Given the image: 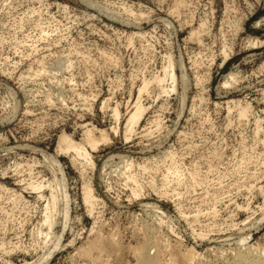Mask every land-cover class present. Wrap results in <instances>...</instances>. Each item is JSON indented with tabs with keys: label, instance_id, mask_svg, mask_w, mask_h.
Returning a JSON list of instances; mask_svg holds the SVG:
<instances>
[{
	"label": "rangeland",
	"instance_id": "rangeland-1",
	"mask_svg": "<svg viewBox=\"0 0 264 264\" xmlns=\"http://www.w3.org/2000/svg\"><path fill=\"white\" fill-rule=\"evenodd\" d=\"M142 243L264 254V0H0V264H137Z\"/></svg>",
	"mask_w": 264,
	"mask_h": 264
},
{
	"label": "bare ground",
	"instance_id": "bare-ground-1",
	"mask_svg": "<svg viewBox=\"0 0 264 264\" xmlns=\"http://www.w3.org/2000/svg\"><path fill=\"white\" fill-rule=\"evenodd\" d=\"M170 62L171 61L169 60V62H168V65L169 66L166 67L168 69H166V71H164L163 74L165 75V73H167V74L169 73L170 78L174 81V78H173L174 75H173V73L170 72L172 70L169 69V68H172L171 67L172 64ZM164 70H165V67H164ZM164 75H163V77H161V78L158 79V82H162L164 80V78H166ZM174 84H175V82H174ZM144 87H146V86L144 85L143 88ZM135 102H133V103H135ZM132 108L134 109V111H131V114L129 112L130 115L128 116L127 120L125 121L126 124H124L126 126V131H128V132H133L134 127L138 124L139 119L141 118V116L143 114V111H144V109L139 104H135V107H132ZM123 129H125V128H123ZM113 135H114V133H113ZM107 139L108 138L106 136H104V135H101L99 138H97L96 136H94L92 134L91 131H87L85 133V137H84V141L87 144L91 145L92 147H95L96 144L99 142V140H101V141H105L106 140L107 141ZM58 147H61L62 149H65V150H72L75 156L83 155L84 158H88V155L85 153V151L83 152V150H84V144L82 142H80V143L73 142V141H71L65 135H61L60 136L59 141H58ZM40 185H37L34 188H36V190H37L38 189L37 187L40 186ZM39 188H41V186ZM49 188H50V190H49L50 191V194H49L48 201H46L45 215H44V223L47 224L48 227H50L52 225V222L51 221L53 219V211H56V204L55 203H57V196H56V193H55L56 192L55 191V188H53V187L51 188L50 186H49ZM57 193H58V191H57ZM85 197H86V199H88L89 198V195L86 194ZM144 245H146V244L144 243ZM144 245L142 243L141 247L139 246L140 249H138L139 252L137 253L138 255L136 257L137 258V264H159L160 257H159L158 251H155L152 254L151 253H148V251H146L147 249L145 248ZM252 253L249 251L248 248H242L241 250H238L237 251L236 255L234 256L235 258L233 257L234 258V263L233 262L232 263L233 264H264V256H263L264 254L262 255L260 253H258V254H252ZM193 256H194L193 252L190 249H187V251L184 252V253H180L177 256L174 255L173 257L171 256L172 258L168 259L166 261V264H178V262L179 263L182 262V264H190V263H187V262H189L191 260L193 261ZM192 264H193V262H192Z\"/></svg>",
	"mask_w": 264,
	"mask_h": 264
}]
</instances>
